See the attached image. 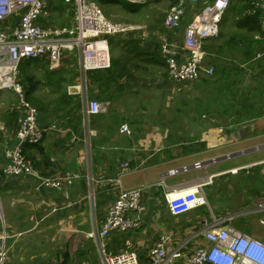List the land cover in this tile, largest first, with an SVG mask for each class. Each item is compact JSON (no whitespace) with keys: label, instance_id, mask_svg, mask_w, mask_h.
<instances>
[{"label":"crops","instance_id":"0c3cea01","mask_svg":"<svg viewBox=\"0 0 264 264\" xmlns=\"http://www.w3.org/2000/svg\"><path fill=\"white\" fill-rule=\"evenodd\" d=\"M175 3V0L174 3L170 1L169 6ZM202 4L203 0L185 8V13L187 9L193 12L190 21L175 30L180 46L194 9ZM56 8L64 11L63 16L69 14L68 11L74 14L61 0H54L50 5L51 17ZM255 11H260L261 20L260 6L247 0L231 1L226 13L233 20L232 28L222 29L216 38L208 39L204 45L203 67L213 66L216 73L208 76L201 71L202 78L192 81L189 92L194 106L189 107L188 113L181 114L177 108V113H155L160 110L155 102V79L158 80L155 76L162 75L166 68L159 55V41L164 35L159 39L149 38L147 25L145 37L140 34L142 30H136L137 33H124L128 35L123 41L111 39V68L90 72L86 94L98 100L104 94L110 97L108 112L87 117L82 96L75 99L70 112L68 109L57 111L53 116L45 111L48 109H37L39 122L49 124L51 130L26 154L29 152V158L44 175L58 177L66 172L78 173L80 177L72 185L63 184L54 190L45 188L40 193L36 178L4 177L5 149L15 141L17 122L24 109L19 99L14 107H6L0 101V246L3 244L6 249V264H82L84 259L90 258L89 247L92 245L97 259L92 258L89 262L100 264L96 241L87 234L95 224H102L121 189L140 188L145 209L141 213H128L137 225L126 232L113 231L105 243L112 253L134 250L139 264H150L149 249L163 233L171 235L172 248L182 246L184 251L190 252L204 243L203 237L193 235L205 219L242 213L246 209L254 211L258 221L264 216V212L257 209L258 203L264 201V100H239L234 95L237 89L228 93L222 85L209 81L210 77L224 78L235 71L233 64L223 61V53L246 61L245 57L251 51L253 53L262 46L261 27L259 31L249 32L236 25L244 14ZM51 21L54 25H62L53 18ZM146 53L158 55L163 66L155 64ZM186 54L187 51L182 49L180 55L184 58ZM256 63L257 69L264 67V59ZM76 64L80 78L79 59ZM167 80L169 77L165 78V84ZM144 87L153 88V98L140 103L141 113L115 110L121 99L119 96L125 92L136 93ZM123 125L129 128V134L120 131ZM124 161H130L133 166L144 161V165L120 174L117 182L118 169ZM197 161H201V167L194 165ZM236 178L247 183L241 187ZM91 182L94 195L89 192ZM198 183H204L202 190L218 183L219 191L227 190L229 196L221 201L215 193L213 208L208 204L178 215L171 214L166 195L190 189ZM242 189L247 195L238 194ZM206 209L217 211V215ZM236 224L238 221L234 222ZM3 233L4 240L1 238ZM251 234L261 236L260 233Z\"/></svg>","mask_w":264,"mask_h":264},{"label":"built area","instance_id":"2783aa9c","mask_svg":"<svg viewBox=\"0 0 264 264\" xmlns=\"http://www.w3.org/2000/svg\"><path fill=\"white\" fill-rule=\"evenodd\" d=\"M52 1L54 0H0V89L7 88L16 93L24 109L23 116L17 122L15 141L5 149L7 163L3 172L5 175L36 178L39 185L43 184L50 190L57 189L63 184L72 185L80 175L66 172L58 177L42 176L24 153V146L39 143L51 130V126L39 122L37 108L25 97L26 90L20 80L22 63L28 60H43L51 66H57L60 64L63 49L76 50L86 85L84 77L88 70L108 69L111 66L108 36L137 33V29L146 28V24L110 21L95 0H61L65 7L73 10L74 25H54L50 21ZM127 1L142 5L155 0ZM199 1L201 0H176V3L170 5L164 13L163 26L169 33L167 32L159 41V54L167 68L168 77L177 83L199 80L201 71L210 76L215 70L213 66L203 67L206 53L204 45L208 39L218 36L220 21L232 0H203V4L194 9L198 12L194 13L191 22L185 27L180 46L175 29L180 24L185 8ZM247 1L262 8L260 27L264 36V0ZM140 34L145 37L148 31ZM182 49L187 51L184 58L180 55ZM261 59H264V38L262 46L240 65L245 67ZM82 106L87 117H90L108 112L110 101L90 98L86 94L82 95ZM120 131L130 133L126 125H123ZM143 165L144 161L134 166L130 161H124L118 169L116 181L119 182L120 174ZM194 165L201 167L202 163L197 161ZM211 178L212 176L209 180ZM204 183L167 194L170 213L178 215L208 205L202 190ZM141 194L140 188L119 190L102 224L100 226L95 224L92 231L87 234V237L96 241L100 264H139L138 255L134 250L109 252L105 239L113 231L126 232L137 225V221L130 219L128 213L144 211ZM257 206L259 212H264V201ZM239 216L241 213L205 219L200 230L193 235L203 237L204 243L197 245L190 252L184 251L182 246L172 248L171 235L161 234L149 249L150 264H264V217L258 221L263 227V233L257 237L234 225L232 221ZM1 238L5 239L4 233ZM7 260L6 249L2 244L0 264H6ZM82 264L89 263L83 261Z\"/></svg>","mask_w":264,"mask_h":264},{"label":"rangeland","instance_id":"374dc122","mask_svg":"<svg viewBox=\"0 0 264 264\" xmlns=\"http://www.w3.org/2000/svg\"><path fill=\"white\" fill-rule=\"evenodd\" d=\"M170 1L172 2V0H157L147 2L145 4L137 6L136 11H127V9H124L119 5H101V8L105 16L110 21L120 23L146 24L149 31L148 37L155 36L157 39H159L160 36L165 35L168 32L163 26V14L169 8ZM59 9L60 8H56L53 11V17H50V21L53 18V20H55L57 24L73 25L72 12L68 11L69 14L63 16L62 14L64 13V11L62 12ZM192 12L193 11H191L190 9L186 10V13L183 15L180 21L181 26H184L188 21H190ZM196 12H198V10H194V13ZM223 16V20H221L220 22L219 31H221L222 29L224 30L232 28L233 20L230 18V16H228V12H225ZM128 34H114L108 36L110 54H112L111 39L115 41L120 39L121 41H123L125 38H127ZM220 38L221 37H218L217 39ZM243 48L248 49V47L246 46H243ZM251 48L254 49L255 46ZM228 53L230 54V52ZM61 55L62 60L57 66H51L46 61H32L23 65L20 75V80L23 84L24 89H28L27 91L30 92L28 96H31L34 99L33 103L41 107H48V110L45 111L47 113H53V116L57 111H67L66 109H68V112H70L74 108V105L72 106V104L75 102V99L79 100L82 95H86V93H88L87 86L85 85V81L83 79L82 74H80V78L79 73L77 75L76 61L78 59V55L76 50L70 51L67 49H63L61 51ZM222 55L223 61L225 60L226 62H229V60L233 59L232 64L234 65V67H236L235 71L231 72L229 75H226L224 78L210 77L212 79H209V81L218 86L222 85L223 90L228 93H231L233 88L237 89V94L234 95H236L239 100H264V71H262L264 67H262L261 69H257V63L254 64L252 68H250L251 66L249 67V65L243 67V65H240V63H242L243 61L242 59L237 60L231 56H228L227 53H223ZM238 67H243L244 70H241V72H239ZM166 75L167 71L165 68V72H162V75L159 76L158 74L155 76L158 78V80L155 79V102L159 105L160 108V110L155 111V113L159 112L161 114L167 115L170 113H177L175 112L176 108L181 114L185 112L188 113L189 107L194 106V102L192 101V94L189 92V90L192 89L191 84L193 82L191 81L176 83L173 81V83L169 78L170 80H167V83L165 84V78L168 77ZM25 77L30 81L29 84H27ZM84 78L86 81H88L86 75ZM228 82H232L234 84L229 85V87H227ZM148 85L150 86L151 84ZM158 87H160L161 90H159ZM98 88L102 89V87ZM152 89L153 88L150 89L144 87L140 88V90H138L136 93H123L121 96L118 97L121 99L117 103L115 110L117 112H122L125 110V112L127 113L131 111L134 113H141L143 107H141L140 103L144 102L147 99L153 98ZM0 95L2 96L0 101H2L6 107H14L18 104V96L12 90L7 88H1ZM102 96H100V98H102ZM89 178L91 179V175H89ZM236 181L240 182L241 187H243V185L247 183L241 178H236ZM217 185L218 183H216L214 186L203 188L204 194L211 208L215 206L213 202L215 193H218V196H220L221 201L226 200L229 196L227 190L219 191L220 189ZM89 192L94 195L92 183H90ZM238 194L247 195L243 189ZM91 210L93 218V206ZM206 211L209 213L210 210L206 209ZM243 211L244 212L241 213L242 216L236 218L232 222L234 223L238 221L241 228L243 230H247L249 234H262L263 227L259 224L257 217L254 216V211H251L250 209H246ZM210 212L217 215V211L215 210L211 209ZM45 221H48V219H45ZM93 246L94 245L89 247L90 258L84 259L86 260L85 262H89L90 259L92 260V258L97 259V252L95 247Z\"/></svg>","mask_w":264,"mask_h":264},{"label":"trees","instance_id":"16d2710c","mask_svg":"<svg viewBox=\"0 0 264 264\" xmlns=\"http://www.w3.org/2000/svg\"><path fill=\"white\" fill-rule=\"evenodd\" d=\"M100 6L101 5H119L121 7H123L124 9H127V11H136L137 10V6H139L140 4H136V3H131V2H128L127 0H95ZM176 1V0H175ZM172 3H174V0H172ZM259 15H260V11H255V12H251V13H246L244 14L243 17H241L240 19H238L236 21V25L239 27V28H246L249 32H252V31H259L260 29V19H259ZM147 55L150 56V59L155 63V64H158L159 66H163V62L161 60V58L158 56V55H154V54H149V53H146ZM252 54V51L245 57V59H248L250 57V55ZM145 60H149L148 58H146ZM233 60V59H232ZM232 60H229L228 63H231L232 64ZM260 61V60H259ZM29 61L27 62H24L22 63L21 65V69L23 67L24 64H27ZM258 62V61H257ZM230 64V65H231ZM254 64H256V62H253L252 64H249V67L253 66ZM260 64H258L259 66ZM238 66V65H237ZM111 66L108 68L110 69ZM236 68V67H235ZM108 69H102V70H88L86 72V77H90V72H95V71H103V70H108ZM218 70V69H216ZM238 71L241 72V69L238 67ZM216 73V72H215ZM214 73V74H215ZM26 78V77H25ZM202 78V77H201ZM200 80V79H199ZM26 81H27V84H29V80L26 78ZM234 83L232 82H228V85H233ZM28 90V89H27ZM26 90V94H25V97L27 98V100L33 104L36 108L38 106V110H44V109H47L48 107L46 106H39V105H36L34 102V99L33 97L31 96H28V94L30 92H28ZM103 98L101 99V101L103 100H109L110 97L108 96H102ZM93 98V97H92ZM37 144L35 143L34 145L32 144H27L24 146V153L26 154V151L31 148V147H35L36 148ZM29 152L28 154H26V156L29 158ZM30 159V158H29ZM31 160V159H30ZM31 163L33 165V167L39 172L40 170L34 165L33 161L31 160ZM45 165H48L47 161H45ZM3 171V170H2ZM41 172V171H40ZM39 172V173H40ZM4 174V172H3ZM42 176H47V175H44L42 173H40ZM4 177H5V174H4ZM237 228H241V226L238 224L235 225ZM242 229V228H241ZM240 229V230H241Z\"/></svg>","mask_w":264,"mask_h":264},{"label":"water","instance_id":"95a60500","mask_svg":"<svg viewBox=\"0 0 264 264\" xmlns=\"http://www.w3.org/2000/svg\"><path fill=\"white\" fill-rule=\"evenodd\" d=\"M40 193H43L45 191V186L43 184H40L38 187Z\"/></svg>","mask_w":264,"mask_h":264},{"label":"bare ground","instance_id":"6f19581e","mask_svg":"<svg viewBox=\"0 0 264 264\" xmlns=\"http://www.w3.org/2000/svg\"><path fill=\"white\" fill-rule=\"evenodd\" d=\"M131 24H133V23H131ZM137 30H142V29H137ZM146 30V28L144 29V30H142L143 32ZM146 36V35H145ZM216 38V37H215ZM181 46H182V44H181ZM204 49H205V47H204ZM205 52H206V50H205ZM160 55V54H159ZM161 56V55H160ZM205 56H206V53H205ZM205 58V57H204ZM203 61H204V59H203ZM167 69V68H166ZM42 141V140H41Z\"/></svg>","mask_w":264,"mask_h":264}]
</instances>
